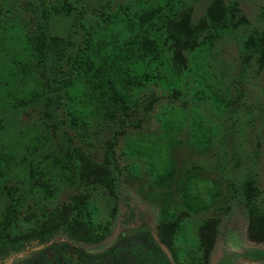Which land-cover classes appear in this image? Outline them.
Returning <instances> with one entry per match:
<instances>
[{"label": "rangeland", "instance_id": "374dc122", "mask_svg": "<svg viewBox=\"0 0 264 264\" xmlns=\"http://www.w3.org/2000/svg\"><path fill=\"white\" fill-rule=\"evenodd\" d=\"M0 264H264V0H0Z\"/></svg>", "mask_w": 264, "mask_h": 264}, {"label": "trees", "instance_id": "16d2710c", "mask_svg": "<svg viewBox=\"0 0 264 264\" xmlns=\"http://www.w3.org/2000/svg\"><path fill=\"white\" fill-rule=\"evenodd\" d=\"M228 24V23H227ZM22 247H19L17 250H20ZM150 252V251H149ZM149 254V253H148ZM150 255V254H149Z\"/></svg>", "mask_w": 264, "mask_h": 264}]
</instances>
